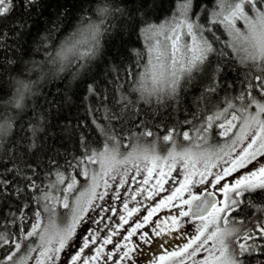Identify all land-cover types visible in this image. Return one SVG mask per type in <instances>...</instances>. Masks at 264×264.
Masks as SVG:
<instances>
[{
	"label": "snow or ice",
	"instance_id": "1",
	"mask_svg": "<svg viewBox=\"0 0 264 264\" xmlns=\"http://www.w3.org/2000/svg\"><path fill=\"white\" fill-rule=\"evenodd\" d=\"M132 2L136 3V0ZM147 6L148 0H139V8L136 11L139 12L141 8ZM43 7V0H0V41L10 35L23 37L26 32H30L36 23L32 19L33 11L39 8L41 11L38 15H43ZM206 12L207 8L202 0H178L174 15L157 25L150 23L146 18L137 21L132 12L119 5L105 4L97 9L99 21L82 17L72 36L63 41L59 47L52 43L51 33L55 30V26L49 29L42 41L47 61L53 66L58 65V72H63L68 67V53L72 52L78 60L83 61L77 64L73 72L75 76H79L81 71L88 70L89 62L96 59L101 51V37L109 32V26L105 21H108L110 17L114 19L116 14L120 17L126 14L127 27L133 28L137 23L141 24V32L147 41V62L144 71L132 77V90L140 98L149 102L155 98L157 104H166L169 99L178 100L181 80L185 76L191 78L194 72H208L211 69L210 57L213 53L223 57L226 55L225 50L230 49L231 52L227 54L234 58L245 71L243 79H240L237 72L236 79L240 80L241 84L239 93L229 96L227 90L235 89L236 82L227 80V62H218L212 70L211 83L205 89L202 99L207 109L212 96L224 90L226 96L223 106L218 107L212 114L200 118L199 127L194 124V121L198 119L196 114H193L192 120L184 121L185 124L193 125L192 130L196 133L197 139L207 142V136L215 125L221 129L220 136L231 140L230 144L226 143L219 149L222 155H219L216 160L212 159V154L193 151L190 147H178L174 137L182 136L183 140L190 141L192 135L190 131L178 130L176 127L165 128L164 134L156 137L157 140L171 145L166 155L159 154L154 145L151 149L134 146L132 151L121 155L118 149L110 148L107 144L103 151H91L89 154L87 137L81 133L80 143L85 153L79 158H74L76 163L67 162V164L68 167L79 168L80 174L90 180V185L85 192H81L75 198V206L69 203V197L76 187L77 180L75 177L66 178L65 174L59 171L60 165L56 159L58 153L53 144L44 141V136L48 134L46 126L30 123L28 134L13 137V118L3 116L0 119V146H3L7 140L9 144L7 152L11 155L7 159L0 157V199L10 196L20 197L23 192L32 190L34 193H41L39 197H36L38 206L39 201L42 200L44 211L50 214L49 224L44 225L41 212L36 211L34 213L36 220L32 223L31 229L27 231L21 229L23 239L37 236L40 243L30 247L28 254L19 259L16 264H27L28 260L33 259L31 255L33 252L37 253L34 258L35 264H55L60 258L59 253L75 234L79 219H82V216L76 215L80 198L86 192L90 193L91 198L88 201L90 206L91 199L96 197V188L100 186V182H103L105 188L110 187L109 178L116 180L119 174L117 165L128 164L136 169L137 175L141 171L146 173L142 184L148 187L138 189L137 195L146 191L148 193L146 199L149 200L160 195L161 192L169 191L165 189V185L172 178L171 173L175 171L177 164H180L183 169V180L178 181L179 186L170 189V194L160 199L155 207L147 209L148 214L143 217L144 223L136 224L128 232L125 240H130L139 228L151 222V218L162 208L177 207L180 211L178 216L168 218L171 224H166V231L160 229L159 224L156 225V229H160L153 230L156 236L168 235L171 231L182 227L180 217L201 221L194 237L183 246L166 251L159 257L156 264H186V260L196 256L201 249L209 251V257L200 261L199 264H253L254 261L255 264H264V200L259 199L264 196V162H261L255 170H249L236 177L234 182L222 183L227 177L252 164L258 157H264V0H216L209 22L213 25H222L226 30L228 39L224 41L225 50L216 47V41L219 39L216 32L199 22L201 15ZM141 16L143 17L144 14L141 13ZM237 21L243 22V29L237 27ZM102 24L103 27H101ZM185 37L188 39L186 40ZM35 67L37 65L33 63V69ZM41 72L43 76L47 75L42 69ZM15 84L14 103L13 101H7V103L22 110L25 92L31 93L32 89L30 83L23 80L16 79ZM90 96H98L101 99L100 107L105 109L103 119L107 121V125L111 126L113 134H109L107 126L99 127V131L109 140H119L123 128L118 132L117 124H130L138 130V132L130 131L129 136H154L155 125H150L148 121L156 119V114L147 115L143 109L135 110L137 106L128 96L122 95L116 99L115 103L118 107H108L105 103L108 97L101 96L98 87L89 84L85 100ZM0 102H3L2 99ZM46 104L49 108L61 107L55 97L46 101ZM89 111L98 112L99 107L90 108ZM93 123L99 126L95 116ZM61 132L70 136L75 135V129L70 126L61 128ZM195 147L199 148L200 145L197 144ZM45 148L47 153L40 163H33L28 159L30 155L36 157L38 153L44 152ZM140 161L144 163L143 169H141ZM201 162H203V168L198 166ZM89 164L99 165V171H93L90 177ZM41 165L44 167L53 165L57 169L55 181H50L47 191L33 179ZM48 175H52L51 170ZM126 176L125 170L123 175H120L121 186L125 183ZM17 177L21 182H25L24 187L16 181ZM150 180L155 182L149 184ZM201 184H207L218 191L222 199H217L216 191H207V189L203 196L195 194L192 191L193 185ZM57 185H65L59 189L63 194L62 197L53 195ZM103 195V193L100 194L101 199ZM57 203L62 204L66 209L72 208V221L64 228H57L55 225ZM124 208L128 217L139 211L138 208L129 209L127 203ZM247 208H255L260 213L251 226H248L249 221L243 215ZM20 215L23 216V209H20ZM252 215L255 216V213ZM121 221L127 224L128 218L121 216ZM140 239L148 242L147 234H141ZM108 243H111L110 237L104 240V244ZM5 245L11 246L10 251L0 259V264L13 262L21 249V243L17 238L0 235V247ZM209 245L210 247L206 248ZM87 247L88 242L85 241L84 247L71 257V264H78V262L79 264H97L103 249L97 248L95 256L82 258L81 254ZM124 247L125 250L119 260L114 261L113 264H121L122 261L131 259L130 254L135 249ZM108 259H112V254L108 255Z\"/></svg>",
	"mask_w": 264,
	"mask_h": 264
},
{
	"label": "trees",
	"instance_id": "2",
	"mask_svg": "<svg viewBox=\"0 0 264 264\" xmlns=\"http://www.w3.org/2000/svg\"><path fill=\"white\" fill-rule=\"evenodd\" d=\"M202 3L205 4L207 12L201 15L199 22L216 32L219 37L216 41V47L225 50L224 41L228 39L226 30L222 25H213L209 22L216 0H202ZM105 4L119 5L121 8H126L127 11L132 12L137 21L146 18L150 23L158 25L174 15L178 7V0H148V6L141 8L139 12L136 11L139 8V0H136V3H133L132 0H43V15H38L41 11L39 8L33 11L32 19L36 23L30 32H26L23 37L10 35L0 41V89H2L0 99L3 101L0 102V119L3 116L13 118V137L28 134L30 123L46 126L48 134L44 136V141L53 144L58 153L56 159L60 165L59 171L63 172L66 178L75 177L77 180L76 187L69 197L70 204L88 181L80 174L79 168L68 167L67 164V162L76 163L74 158H79L85 153V149L80 143L81 133L87 137L89 154L91 151H103L107 144L110 148L118 149L121 155L132 151L134 146L151 149L153 145H157L161 148L157 152L164 155L171 148V145L165 144L162 140H157L156 137L163 135L165 128L171 129L173 127L178 130H188L192 135L190 141L183 140L182 136L174 137L178 147H188L186 144L191 142L204 143V140L197 139L196 133L192 130L193 125L185 124L184 121L186 119L192 120L193 114H196L198 119L194 121V124L199 127L200 118L212 114L218 107L223 106L226 96L224 90H220L212 96L207 109L202 99L205 95V89L211 83L212 70L215 69L218 62H227V80L229 82L235 80L236 82L235 89L227 90L229 96L239 93L241 84L240 80L236 79L237 72H239L240 79H243L245 71L234 58L227 54L231 50L226 49V55L223 57L218 53L211 55V69L208 72H194L191 78L185 76L181 80L178 100L169 99L166 104H157L155 98L150 102L142 99L132 90V77L144 71L147 62V41L141 32V24L137 23L135 27L129 28L127 27V15L120 17L119 14H116L114 19L110 17L108 21H105L109 26V32L101 37V51L96 59L89 62L88 70L86 72L81 71L79 76H75L73 72L77 64L83 61L78 60L72 52H69L68 67L63 72H58L59 66H53L47 61L42 46V41L49 29H53L55 26V30L51 33L52 43L59 47L63 41L72 36L82 17H90L99 21L97 9ZM141 13L144 14L143 17ZM103 26L102 24L101 27ZM206 35H211V33H206ZM33 63L37 65L34 69ZM41 69L43 73L47 74L46 76L42 75ZM16 79L30 83L32 89L31 93L25 92L22 110L7 103V101H13ZM89 84L96 85L101 96L108 97L105 102L108 107H118L115 103L116 99L126 95L135 102L137 106L135 110L143 109L147 115L155 113L156 119L148 121L150 125H155L154 136H129L130 131L138 132V130L131 127L130 124H117V131L119 132L123 128V132L118 141L109 140L99 131V127L107 126L109 134H113L111 126L107 125V121L103 119L105 109L100 107L101 99L98 96H90L85 100ZM53 97L60 103L59 109L49 108L46 104V101H50ZM98 107V112L89 111L90 108L96 109ZM94 116L99 121V126L93 123ZM66 126L75 129V135L70 136L61 132V128ZM21 128H23V132H21ZM220 131L221 129L214 125L208 134L205 143L210 149L221 148L230 141V139L220 136ZM8 148L9 144L5 140L3 146H0V157L7 159L11 155L7 152ZM45 153H47V148L44 149V152L38 153L36 157L30 155L28 159L33 163H40ZM94 165L89 164L88 167L93 168ZM50 170L52 175H48ZM56 170L53 165L49 167L41 165L33 179L43 190L47 191L50 181H55ZM11 178L9 174V179ZM16 181L20 183L21 187H24L25 182H21L19 177L16 178ZM64 186L57 185L53 195L62 197L63 194L59 189ZM137 190L138 188L135 186L131 187L127 198L131 199V191L137 192ZM216 194L218 195V191ZM40 195L41 193L28 190L23 192L20 197L10 196L0 199V235L9 238L15 237L21 243L20 252L14 257V261L34 246L38 240L37 236L27 240L23 239L21 231V229L24 231L31 229L32 223L36 220L34 213L40 211L42 223L44 225L49 224L50 214L44 211V202L39 201V206L37 203L36 197ZM259 199L264 200V196ZM55 206L57 209L54 218L55 225L57 228L64 227L65 224H68L67 216L70 214L71 207L66 209L58 203ZM20 209H23L22 217ZM253 213L255 216L252 215ZM243 215L249 221L248 226H251L260 213L255 208H247ZM90 239L91 234L88 235L86 241ZM10 247L9 245L0 247V259L8 254Z\"/></svg>",
	"mask_w": 264,
	"mask_h": 264
},
{
	"label": "rangeland",
	"instance_id": "3",
	"mask_svg": "<svg viewBox=\"0 0 264 264\" xmlns=\"http://www.w3.org/2000/svg\"><path fill=\"white\" fill-rule=\"evenodd\" d=\"M237 27L243 29V22L237 21ZM187 40L188 38L185 37ZM235 131V129L233 130ZM231 143V140L227 142ZM199 144L200 147L195 146ZM186 146L197 152H205L207 154H212V159L216 160L220 153L219 149H210L209 146L204 142H191L186 144ZM156 151L161 150V148L155 145ZM195 149V150H194ZM204 149V150H201ZM166 155V153L164 154ZM264 162V157H258L257 160L253 161L246 168L240 169L238 172L234 173L232 176L226 178L228 183L234 182L236 177L249 172V170H255L260 166V163ZM95 167L90 168L89 177L93 171H99V165H94ZM141 169L144 168L143 161H140ZM203 168V162L198 165ZM223 166L222 164L220 165ZM119 169V174L116 180H111L109 178L110 187L105 188L103 182H100V186L96 188V197L91 199V205L89 206L88 201L91 198V194L87 193L80 198L79 207L77 208L76 215L82 216L75 228V234L72 236L71 240L68 241L67 245L59 253V260L55 264H71V257L75 255L81 248L84 247V243L91 234V239L88 240V247L84 248V252L81 254L83 257H92L96 255V249L102 248L103 252L100 260L97 264H113L114 261L119 260L125 250L124 246L127 248H134L135 251L131 252V259H127L121 262V264H156L159 257L164 255L166 251H172L186 244L188 240L197 234V226L201 223L200 220H195L189 217H180V222L182 227L176 231H171L168 235L156 236L153 234V230L156 229V225H160V229H166V224H171V220L168 218L171 216H178L180 209L177 207L162 208L159 210L152 218L151 222L144 224L142 228H139L135 235L131 237L130 240H125L124 238L128 235V232L136 226L138 223H144L143 217L147 216V209L150 207H155L156 203L160 199L166 197L170 194V189L178 187V181L183 180V169L180 164H177L175 171L171 173V179L165 185V189L169 191L161 192L160 195L149 200L146 199L148 193L141 192L137 195V192L131 191V199L127 198L131 187L135 186L138 189L147 188L148 185L142 184V181L146 175L144 171H141L139 175L136 174V169L130 164L128 165H117ZM127 171V176L125 177V183L120 185V175H123L124 171ZM215 171V169H213ZM154 180H150L149 184L154 183ZM90 180L84 185V188L78 193L85 192L89 188ZM219 187V186H218ZM205 189L210 191H215L210 188L207 184L193 185L192 191L195 194L200 195ZM103 193V198H100V194ZM186 195V194H185ZM77 197V196H76ZM75 197V198H76ZM218 199H222L221 194L218 192ZM75 198L72 200L71 205L75 206ZM133 199V200H132ZM125 203H127L129 209L138 208L139 211L133 216L128 217V213L124 208ZM86 209V211H84ZM121 216L128 218V223L124 224L121 221ZM73 217L72 208H70V214L67 216V223H71ZM68 224H65L66 227ZM85 226V227H84ZM58 227V228H64ZM160 229H156L159 231ZM147 234L148 242L141 241V234ZM111 238V243L104 244V240ZM95 240V243H93ZM40 243L39 237L35 245ZM163 245V246H162ZM195 247V245H194ZM210 247L209 246H206ZM29 250V249H28ZM28 250L23 253L17 260L13 261L12 264L25 257L28 254ZM112 254V259H108V255ZM33 259L28 260L27 264H35L36 252L31 253ZM209 257V251L206 249H201L196 256L187 259L186 264H199L200 261ZM79 264V262H78Z\"/></svg>",
	"mask_w": 264,
	"mask_h": 264
},
{
	"label": "water",
	"instance_id": "4",
	"mask_svg": "<svg viewBox=\"0 0 264 264\" xmlns=\"http://www.w3.org/2000/svg\"><path fill=\"white\" fill-rule=\"evenodd\" d=\"M207 191H210V190H207ZM200 195L201 196L205 195V191H203ZM216 196H217V194H216ZM217 199H218V196H217Z\"/></svg>",
	"mask_w": 264,
	"mask_h": 264
}]
</instances>
